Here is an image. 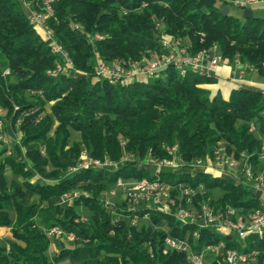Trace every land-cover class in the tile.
<instances>
[{"label": "trees", "instance_id": "trees-1", "mask_svg": "<svg viewBox=\"0 0 264 264\" xmlns=\"http://www.w3.org/2000/svg\"><path fill=\"white\" fill-rule=\"evenodd\" d=\"M24 1L33 9L41 4L0 0V110L12 128L19 121L21 132L12 157H5L7 147L0 148V227L11 233L0 239V264H47L79 256L84 259L77 264H190L184 252L165 247L167 236L186 241L195 254L217 247L208 264H225L228 249L255 251L245 264H264V231L239 239L196 222L181 224L156 209L131 210L125 201L111 211L99 198L118 179H147L170 184L173 196L185 187H201L193 195L194 208L204 203L216 210L229 206L242 215L263 209L243 176L235 183L212 170L154 171L139 160L168 159L166 147L176 145L181 161L191 165L220 148L236 159L243 154L257 169L264 159V91L236 88L225 99L202 87L216 84L215 75L181 76L173 66L146 82L92 79L97 58L140 62L164 53L163 34L182 39L191 53L215 45L224 61L238 59L264 77V18L223 15L218 6L205 8L201 0H55L53 15L45 22L81 74L49 75L62 58L29 22ZM6 69L9 73L3 75ZM82 150L116 162V169L87 168L65 177ZM125 156L129 159L120 163ZM8 170L22 183H8ZM35 174L48 182L30 183ZM76 188L86 194L72 204L42 205ZM25 189L39 196L38 204L20 202ZM80 206L87 210L85 222L78 221ZM10 210L16 215L13 223ZM145 213L148 219H140V225L130 224L132 215L141 218ZM54 226L77 239L69 246L58 239V252L49 257L52 238L46 230Z\"/></svg>", "mask_w": 264, "mask_h": 264}, {"label": "built area", "instance_id": "built-area-1", "mask_svg": "<svg viewBox=\"0 0 264 264\" xmlns=\"http://www.w3.org/2000/svg\"><path fill=\"white\" fill-rule=\"evenodd\" d=\"M54 1L55 0H41L39 9H33L30 2H23V8L26 10L29 22L42 32L46 39L50 41L52 52L60 55L62 58V63L56 62L55 67L48 70L47 74L57 75L60 73L68 76L81 74L73 69L70 58L62 47L56 43L52 30L45 22L47 18L53 15L52 4ZM224 1L233 6L242 8L264 5V0ZM94 38L99 39L101 37L95 35ZM161 43L166 50L164 53L153 55L151 58L143 59L140 62H129L122 59H116L107 63L103 59L97 58L92 79L94 81L107 80L113 83L122 84L135 81L146 82L154 77L158 71L169 66L175 67L181 76H184L188 72L208 76L211 74L215 75L219 66L224 62L217 46L215 45L206 50L191 53L189 45L182 39L174 38L167 34L161 36ZM239 65H243V63L238 59H234L230 68L231 75H233L232 77L237 81H241L244 78V69L238 68ZM245 66L248 67L246 64ZM8 73L9 71L6 69L3 72V75H7ZM1 126L2 121H0V140L5 141ZM262 150H264V145L262 146ZM167 151L171 154L170 158L162 160L149 159L147 162L157 168H169L173 173L189 172L190 174H193L195 171H198V168H200V160H198L193 166V169H181V171H179V166L182 164V161L176 153L177 148L172 146ZM41 153L43 154L44 150H41ZM225 155L226 153L224 150L220 148L213 153L212 163L217 166L219 172H223V168H228V170L231 171L238 165V161L235 158L226 157ZM244 157L245 156L241 154V160H243ZM128 158V156L122 157L119 162L122 163ZM116 167V162H111L107 159H95L91 157L86 150H82L75 164L68 167V174L74 175L87 168L115 170ZM242 175L246 179H253L252 171L248 166L243 169ZM228 177L232 178L233 182L237 180L233 173L228 174ZM254 187L257 190L263 191V179L259 178L254 183ZM115 188L122 191L123 201H125L126 205L131 210H138L141 207L156 209L173 216L181 224L196 222L202 227H213L216 231L224 235L235 233L239 239H244L250 234L261 236L264 231V208L255 209L248 215H242L236 209L229 206H226L224 209L216 210L208 203H204L200 208H194L192 206L193 195L196 192L200 193L201 187H199L198 190L191 187H185L180 189L178 195L173 196L171 193V185L163 181H150L147 179L126 181L118 179L115 183ZM109 194L114 196L115 192L110 190ZM64 197L67 198L68 195H64ZM140 219H148V214H143L141 218L137 215H132L130 217V224L137 225L140 222ZM78 221L85 222L86 220L79 218ZM46 233L52 239H63L66 242H74L77 239L73 233L65 232L57 226L49 228L46 230ZM164 245L167 249L184 252L190 264H208L205 255H215L217 252V247L208 246L200 253L195 254L190 250L186 241L178 240L169 236L164 239ZM255 255V251L249 254H240L235 250L228 249L224 255V262L225 264H245L248 258H252Z\"/></svg>", "mask_w": 264, "mask_h": 264}, {"label": "crops", "instance_id": "crops-1", "mask_svg": "<svg viewBox=\"0 0 264 264\" xmlns=\"http://www.w3.org/2000/svg\"><path fill=\"white\" fill-rule=\"evenodd\" d=\"M204 7L207 8L209 6L215 5L218 6L219 12L223 15H232L235 17H238L239 19H245V18H251L256 16V14L258 13H262L263 16L262 18H264V5H257V6H253V7H249V8H242V7H236L231 5L228 2H224V1H217V0H201ZM256 17H260V16H256ZM231 63L224 61L223 64H221L219 66V68L216 71L215 76L218 78V81L216 84L213 85V90H211L212 94H215L216 92H219L221 94V96L225 99L228 98L229 93L232 89H236V88H250V89H255V90H259V91H264V77L261 76L257 70H255L254 68H249L246 67L245 64L243 65H239L238 68L240 69H244V78L241 81H237L235 80L231 75ZM211 89V88H209ZM226 91V93H225ZM225 94H227V96H225ZM264 145V143H263ZM243 161V162H242ZM244 159L241 160L237 171H235V179L241 180L242 179V173H243V167H244ZM261 164H264V159L262 161ZM243 166V167H242ZM198 170L200 171H204L205 169H200L198 168ZM209 170V169H208ZM219 172V171H217ZM238 172V173H237ZM6 174H12L10 170H8L6 172ZM10 177L13 178H9L8 180H15L18 183H22V179H17L15 176L10 175ZM20 178V177H19ZM244 180L248 181L245 177H243ZM263 179V177H262ZM48 180L44 179L43 177H41L38 174L33 175V177L30 179V183H38V184H44L47 183ZM264 183V182H263ZM251 186V189L253 190V193L255 194V196H257L258 198H260L262 200V202L264 203V193L263 191L257 190L254 187V183ZM103 194V192L100 194L99 198L101 199V195ZM103 200V199H101ZM20 202L23 205H29V204H38L39 203V196L28 191V190H24V195L22 197V199L20 200ZM64 203V200L62 199V197H51L46 201L42 202V205H54V204H62ZM16 217V215H15ZM15 221V219L12 221V223ZM11 236L10 233V228L9 227H0V239H4V238H9ZM56 251V250H55ZM70 260V258H64L62 260ZM60 260V261H62ZM58 261V262H60ZM56 262L54 261H49L47 264H55Z\"/></svg>", "mask_w": 264, "mask_h": 264}, {"label": "rangeland", "instance_id": "rangeland-1", "mask_svg": "<svg viewBox=\"0 0 264 264\" xmlns=\"http://www.w3.org/2000/svg\"><path fill=\"white\" fill-rule=\"evenodd\" d=\"M256 16H260V17H262L263 16V14L262 13H258V14H256ZM228 62V61H227ZM230 63V62H229ZM223 64V63H222ZM202 87H205V88H211L210 90H213V88H215V87H213V84H211V85H202ZM225 93H226V91H225ZM225 96H227V94H225ZM46 110H47V112H48V107H46ZM5 118V111H2V110H0V121H2V126H1V130H2V132H3V136H4V139H5V141H1L0 140V148L1 147H7L8 148V151L6 152V154H5V157H12L13 155H14V152H13V147L15 146V145H19L20 144V139H21V132L19 131V129H18V124H19V122H17V125H16V127L15 128H12L11 126H10V123H9V121ZM74 136H77V135H75L74 134ZM175 147H176V145H174ZM171 147H166V150H168V149H170ZM226 157H231V158H234L232 155H228V154H226L225 155ZM4 158V157H3ZM212 158L213 157H210V158H208V159H206V160H200V169L202 168V169H205V170H212V171H218V168H217V166L215 165V164H213L212 163ZM96 159V158H95ZM129 159V158H128ZM127 159V160H128ZM151 160H157V159H154V158H150ZM236 159V158H235ZM237 161H238V165L236 166V168H234L233 170H231V171H229L228 170V168H223L224 169V171L223 172H218L219 173V175L221 176V177H226V178H229L228 177V174H234L235 173V171H237V169H238V166H239V164H240V162H241V158H237L236 159ZM18 161H19V159H18ZM198 161V160H197ZM243 162V161H242ZM244 162H245V160H244ZM141 163V164H140ZM196 163V162H195ZM195 163L194 164H191V165H185L184 164V162H182V164L179 166V171H181V169L182 170H185V169H193V166L195 165ZM75 164V163H74ZM73 164V165H74ZM139 165L140 166H144V167H150L152 170H157L158 168L157 167H155V166H151L152 164H150V163H148L146 160H143V161H141V160H139ZM72 166V165H71ZM249 167L250 169H251V171H252V177H253V179H247L248 181H246L245 180V182L247 183V184H249V185H252L253 183H255L259 178H262L263 177V175H264V164H260L258 167H257V169H253L247 162H245L244 163V167H243V169L245 168V167ZM70 167V166H69ZM169 169V168H168ZM68 169L65 171V177H71V176H73L72 174H68ZM194 172V171H193ZM193 172H191V173H193ZM195 172H197V171H195ZM194 172V173H195ZM230 172H232V173H230ZM175 173V172H174ZM179 173H181V172H179ZM238 173V172H237ZM224 174H226V175H224ZM10 175H12V176H14L13 174H6V179H7V181H8V183H10L11 182V180H8V177L9 178H13V177H10ZM17 179H22L21 177L19 178V177H17V176H15ZM229 179H231L232 180V178H229ZM241 180H235V182L236 183H239ZM110 190H113L114 192H115V195L114 196H112V195H110L109 194V191ZM263 193H264V189H263ZM81 194H86L85 193V191H83L82 189H79V188H76L75 190H73L72 192H69V193H66V194H64V195H68V197L67 198H65L64 197V195L63 196H61L62 197V199L64 200V203H66V204H72V202H73V200L76 198V197H78L79 195H81ZM214 195L215 196H217V192H215L214 193ZM101 199H103L102 201L104 202V204H105V206L109 209V210H111V211H114L115 210V208L123 201V193H122V191L121 190H119V189H117V188H115V186H113V187H111L108 191H103V194L101 195ZM100 199V200H101ZM127 206V205H126ZM128 207V206H127ZM78 213H79V215H80V218H83L84 220H87V210L83 207V206H80L79 208H78ZM9 217H10V220H11V222L15 219V211L14 210H10V212H9ZM140 223L141 222H139L137 225H140ZM163 227L164 228H166V225L165 224H163ZM63 243L65 244V245H71L72 244V242H66V241H64L63 240ZM58 240L57 239H52V243L50 244V246H49V249H48V256L49 257H52L53 255H55L57 252H58ZM56 250V251H55ZM211 256L212 255H210V254H206L205 255V257H206V259H209V258H211ZM82 259H84L83 257H81V256H79L78 258H75V259H66V260H62V261H60V262H56L55 264H77L80 260H82ZM92 264H95V261H92Z\"/></svg>", "mask_w": 264, "mask_h": 264}]
</instances>
